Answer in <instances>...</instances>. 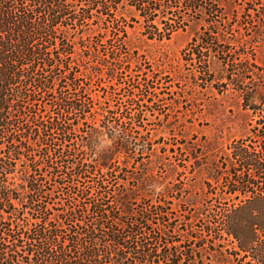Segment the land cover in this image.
<instances>
[{
    "label": "rangeland",
    "instance_id": "1",
    "mask_svg": "<svg viewBox=\"0 0 264 264\" xmlns=\"http://www.w3.org/2000/svg\"><path fill=\"white\" fill-rule=\"evenodd\" d=\"M55 1L66 6L69 13L63 14L66 26L50 31L56 38L48 43V49L53 51V61L64 62L67 68L59 64L42 66L40 55L35 56L39 69L34 77L56 79L46 88L37 89L32 78H26L30 85L22 87L28 89L18 100L25 109L16 113L3 133L20 138L26 129L35 140L22 155L25 160L18 161L9 174L11 186L17 185L28 165H42L27 173L39 179L42 191L34 204L27 205L24 216L31 218L32 211L33 216H43L38 213L39 206L46 205L49 220L55 223L62 210L80 206L78 213L85 211L84 220L94 221L98 214L92 210L87 213L86 207L99 200L112 210L106 224L116 225L117 217L127 224L121 229L124 235L137 230L140 242L147 240L158 246L179 240L173 243V251L188 252L185 259L179 254V264L190 260L196 264H259L247 263L248 259L236 253V241L226 232L227 221L243 223L238 221L242 215L233 210L244 195L235 197L228 192L230 177L224 172L229 168L234 145L249 144L248 149L253 151L260 148L257 137L248 139L258 113L243 108V97L234 83L251 90L250 96L260 100L264 87V0ZM6 5L18 18L27 11L36 23L48 17L44 3L35 7L29 0H12ZM89 6V17L83 18ZM154 7L153 19L146 18L144 15ZM205 8L209 14L202 11ZM175 17L187 24L172 31L170 37L149 38V31L168 26ZM204 30L209 37L201 43L199 57L195 58L188 44ZM45 36L49 37L35 34L33 39L41 42ZM57 37L68 46H61ZM239 64L244 72L238 70ZM68 68L77 78L76 88L65 77ZM110 69L112 74L108 76ZM22 72L30 75V70ZM58 77L62 78L60 84ZM27 94L32 95L33 104ZM63 99L80 102L84 112L62 110ZM102 114L111 120H128L129 128L140 136L138 157L134 160L133 153L127 156L118 145L113 151L115 165L108 172L98 167L99 153L93 143L87 149L80 147L82 151L75 150L88 129L100 123ZM52 116L66 133L45 127L39 130L37 124H44V118ZM5 139H0L1 147ZM242 139L247 141L236 143ZM40 141L45 143L43 148ZM96 144L101 145L100 140ZM114 145L112 140L108 149ZM131 148L134 150V146ZM54 149L55 154L46 157ZM100 151L105 152L104 146ZM69 152L74 155L67 158ZM79 160L88 162V172L79 174L74 166ZM118 164L124 168L119 169ZM216 165L223 172L218 180L212 174ZM138 179L143 180L144 188L137 186ZM151 186L169 189L168 199L172 201L163 208L167 213H159L153 205L164 194L161 191L157 195ZM83 187L88 189L86 195L80 190ZM124 191L134 193L136 198L130 201L132 213L118 215L116 199ZM141 212L150 220L143 228L132 225ZM59 219L65 225L71 222V216ZM34 220L27 225V221L19 222L26 228ZM157 225L167 234L155 243L149 232L153 233ZM104 233L99 231L100 235ZM136 254L132 253L126 264L146 263L136 261Z\"/></svg>",
    "mask_w": 264,
    "mask_h": 264
},
{
    "label": "trees",
    "instance_id": "2",
    "mask_svg": "<svg viewBox=\"0 0 264 264\" xmlns=\"http://www.w3.org/2000/svg\"><path fill=\"white\" fill-rule=\"evenodd\" d=\"M10 1L12 0H0V139L6 138L3 141V146H0V151L1 149L4 150V154L0 155V264H126L132 253H137L134 259L139 263L144 261L146 262L145 264H163L164 261H168L169 264H179L181 260L179 254L181 253L184 259L188 254L187 250L180 253L173 251V243L179 240L168 241L162 246H158L152 245L147 240L140 242L137 230L124 235L121 229L126 228L127 224H124L119 217L115 220L116 225L106 224V220L111 216L112 210L107 209V205L100 203L99 200L90 203L86 207L87 213L92 210L98 214L94 221L87 222L84 220L85 211L83 214L78 213L80 212V206L78 208L70 206L62 210L54 218L55 223L49 220V207L46 205L39 206L38 213L43 214V216H33V211L31 212V218L24 216V210L27 205L34 204L38 200V193L42 191L41 185H38L39 179H32L28 177L27 173L32 170L36 171L40 167L42 168V165L38 166L37 164L33 167L28 165L26 170H24V176H20L21 180L17 185L11 186L9 184V174L15 171L18 161L25 160L22 155L35 140H32L31 133H26V129L23 130L24 134L20 138L11 136V132L7 135H3V133L5 127L8 126L16 113L25 109L24 105L18 104V100L19 96L26 93L25 91L28 89L22 90V87L30 85V83L28 85L26 78H32L35 85L34 88L37 89L46 88L47 83H51L56 79L53 77H34L39 69V66L35 64V56L40 55L39 59L41 60L39 63H42V66L55 67L59 64V67L67 68L64 62L57 63L53 61L55 59L54 54L52 50L49 51L48 43L56 38L50 34V31L66 26L63 14L69 12L66 6L56 3L55 0H29L35 7L44 3L48 8L46 20L36 23L29 17V11L25 12L23 16H19V18L14 16L11 11H8L6 4ZM90 9L89 6L84 12L83 18L89 17ZM156 10L157 7H154L151 12L144 16L153 19L152 12ZM206 10L207 8L202 11L205 14H209L208 10ZM172 20L168 26L164 25L161 29L156 27L155 30L149 31V38L156 35L160 38L163 36L170 37L172 31L187 24L182 18L175 17ZM74 21L76 22L77 19ZM15 30L17 33H14ZM35 34H39L41 38L48 34L49 37L45 36L41 42H35L33 39ZM207 37H209V32L207 30L201 31L188 44V48H190L195 58L199 57V48ZM58 39L60 40V38ZM59 44L68 46V42H64V39H61ZM67 53L69 52L65 51V54ZM99 62L104 63L102 61ZM238 68V70L242 69L243 72L245 70L240 64ZM23 70H30V75L23 74ZM111 71L112 69L106 72L108 76L112 74ZM65 77L73 88L77 87V78L69 68ZM61 79V77H58V84H60ZM22 83L23 85L21 86ZM234 84V88L243 97V108L252 109L258 113L256 125L250 130L249 136H247L251 141L252 138L257 137L256 140L259 141L260 148L256 151L250 150L248 149L249 144L234 145L232 147V159L229 160V168L224 173L230 177L227 185L228 192L235 194V197H239L238 194L244 195V198L233 210L234 213L242 215L238 221L243 223L241 225L227 221L226 232L228 235L233 236L238 247V252L236 253H241V257L248 259L247 263L258 262L263 264L264 87H261L262 96L258 100L250 96L251 92L249 91L251 90H247L244 86H239L236 83ZM27 96L28 100L33 104L32 95L27 94ZM60 108L66 112L69 109L82 110L84 112L80 102L73 100H61ZM44 124H37L40 127L39 130L45 127L47 130H63V133L67 132V130L62 128L61 122L54 116L44 118ZM113 129L118 131V135L115 137H113ZM103 132L109 133L115 145L113 149H107L105 152L99 153L97 164L100 169H105L108 172L114 167L113 151L118 148V145H120V148L127 156L133 153L132 158L134 160L138 157L141 149V146H139L140 136H136L133 130L129 128L128 120L121 117L111 120L105 114H102L98 125L91 126L88 129L82 137L80 145L75 150L82 151L84 146L87 149L91 143L98 141L96 138L101 136ZM243 141H247V139H242L236 143ZM44 145L45 143L40 141V147L43 148ZM132 146H134V150H132ZM80 147H82V150H80ZM55 151L56 149L48 152L46 157L53 156ZM67 151L71 150L68 149ZM73 155L71 152L66 157H72ZM59 157L62 158V153L59 154ZM45 166L46 164H44ZM74 166L78 169L79 174L89 171V164L84 162V160L75 162ZM118 168L123 169L124 166L118 164ZM222 173L217 165L212 172L216 180L222 177ZM137 186L144 188L143 180L138 179ZM80 190L82 194L86 195L88 193L86 187ZM20 192L23 193V196L20 195ZM169 193V189H167L162 192L164 198H158L153 201V205L160 209L159 213H167L164 212L163 208L172 201L168 199ZM135 198V194L130 191L120 193L116 199L118 215L132 213L130 201ZM15 201L18 205H16ZM51 207L53 208V206ZM137 215L138 218L132 222V225L138 224L143 228L145 222L150 220L143 212ZM243 215L247 216L243 218ZM61 216H71V222L66 225L63 224L59 219ZM11 218H14V220ZM32 218L35 220L31 226H34L22 228L24 225L19 222V219L27 221L25 222V225H27ZM100 230L105 232L104 235L99 234ZM153 231V233H149L155 243L162 241L164 235L167 234L166 230L159 225L153 228ZM188 264H196V262L190 260Z\"/></svg>",
    "mask_w": 264,
    "mask_h": 264
},
{
    "label": "clouds",
    "instance_id": "3",
    "mask_svg": "<svg viewBox=\"0 0 264 264\" xmlns=\"http://www.w3.org/2000/svg\"><path fill=\"white\" fill-rule=\"evenodd\" d=\"M113 137L118 135V131L113 129ZM96 140H100L101 145L104 146L105 150H107L108 148L111 147L112 144V140L107 136V134H102L101 136L97 137ZM101 145H97L95 142L93 143V148L100 153V146ZM154 188L156 194L158 195L161 191H163V186H151Z\"/></svg>",
    "mask_w": 264,
    "mask_h": 264
}]
</instances>
